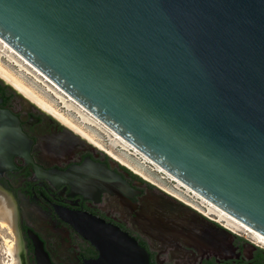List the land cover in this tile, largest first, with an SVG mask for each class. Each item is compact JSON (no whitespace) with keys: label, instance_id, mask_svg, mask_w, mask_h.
Wrapping results in <instances>:
<instances>
[{"label":"water","instance_id":"1","mask_svg":"<svg viewBox=\"0 0 264 264\" xmlns=\"http://www.w3.org/2000/svg\"><path fill=\"white\" fill-rule=\"evenodd\" d=\"M0 37L107 128L264 237V0H0ZM2 103L0 171L29 157L34 142ZM57 176L85 183L72 168ZM92 219L77 229L101 252L93 264H151L135 238Z\"/></svg>","mask_w":264,"mask_h":264},{"label":"flooded vegetation","instance_id":"2","mask_svg":"<svg viewBox=\"0 0 264 264\" xmlns=\"http://www.w3.org/2000/svg\"><path fill=\"white\" fill-rule=\"evenodd\" d=\"M0 94L34 140L29 157L16 155L0 171V190L14 202L21 264H93L101 252L77 229L87 218L104 220L135 238L151 264H264V244L208 213V204L200 202L205 211L156 189L108 149L20 93L36 106L29 108L1 81ZM70 168L84 184L57 176ZM100 173L107 178H99ZM122 183L129 189L121 191Z\"/></svg>","mask_w":264,"mask_h":264},{"label":"rangeland","instance_id":"3","mask_svg":"<svg viewBox=\"0 0 264 264\" xmlns=\"http://www.w3.org/2000/svg\"><path fill=\"white\" fill-rule=\"evenodd\" d=\"M0 59L9 67L16 70L28 82L32 83L39 91L43 92L54 102L56 107L69 116L76 124L92 134L106 149L109 151L111 150L113 153L125 159L126 162L121 161L130 167V169L134 172L139 173V175L148 179V181L152 183L156 189H165L198 207L201 206V208L206 211L207 204L199 199L201 198L199 195H195L191 189L188 190L189 187L184 186V184H181L177 180L173 179L170 174L166 173L165 169H163L164 171L160 169L158 164L137 150V148L135 149L133 145H128L122 142V139L116 138L110 129H105L107 127H105L104 124L101 125L100 121V125L92 123L88 119L89 115L95 118L92 114L88 113L84 107L74 101L52 80L48 77L46 78V76L39 69L32 65L9 44H7L1 37ZM58 94H62L64 97L61 98ZM14 101V106L16 108H20V99L15 97ZM134 167L140 171L136 170ZM200 202L206 205H202ZM239 231H242L244 236L253 238L245 231L241 229ZM13 235V232L8 226L0 228V264H13V257L10 254L8 247L9 242L14 239Z\"/></svg>","mask_w":264,"mask_h":264},{"label":"bare ground","instance_id":"4","mask_svg":"<svg viewBox=\"0 0 264 264\" xmlns=\"http://www.w3.org/2000/svg\"><path fill=\"white\" fill-rule=\"evenodd\" d=\"M0 77L5 82L11 83L19 91L18 93H22L24 96L28 97L31 102H33V103H35V105H37V107L40 106L43 109H45L46 111L54 114L59 119H61L63 122H65L64 123L65 125L72 127L76 131L80 132L82 135L86 136L91 141H93V142L99 144L100 146L104 147L103 144L99 143L92 134H90L88 131H86L82 127H80L69 116H67L58 107H56L54 102L52 100H50L43 92L39 91L32 83L28 82L16 70L9 67L1 59H0ZM58 95L61 98L64 97L62 94H58ZM88 119L92 123H96V124L100 125V122L96 118H93L89 115ZM101 125H102V123H101ZM105 129H109V128H105ZM110 131H112V130H110ZM113 135L116 138L122 139L123 140V141L121 140L122 142H124L128 145L130 144L127 141H125L123 138H121L118 134H116L115 132H113ZM115 137H114V139H115ZM110 152L113 155H115L117 158H119L120 160L126 162L125 159H123L121 156L113 153L111 150H110ZM128 164H130V163H128ZM131 166H133V165H131ZM158 167L163 170L162 167H160V166H158ZM134 168L136 170L140 171L136 167H134ZM166 173H168V172L166 171ZM168 174H170V173H168ZM171 176L173 177V179L180 182L178 179L174 178L173 175H171ZM180 183L183 184L182 182H180ZM184 186H186V185H184ZM189 189L190 188H188V190ZM196 194L197 193H195V195ZM202 201L205 202L206 204H208V211H207L208 213H216L219 220L226 221V223L230 227H232L233 229H236V230L241 229V230L245 231L246 233L252 235L258 242L264 244V239H262L263 236L259 235L258 233L252 232L251 229H249L247 226L236 221V219H233L232 217L228 216V214H226L222 210L218 209L217 207L211 206L209 203H207V201H205V199L202 198ZM6 226H8L14 234L13 235L14 239L12 241H10L9 245H8L9 252L13 257L12 263L13 264H21V258H20V254H19L20 253V244H19V237H18L17 228H16V213H15L14 202L9 196H7L3 191L0 190V228L6 227Z\"/></svg>","mask_w":264,"mask_h":264},{"label":"trees","instance_id":"5","mask_svg":"<svg viewBox=\"0 0 264 264\" xmlns=\"http://www.w3.org/2000/svg\"><path fill=\"white\" fill-rule=\"evenodd\" d=\"M3 89L6 90L7 92H9V91L7 90V87H6V86H3ZM12 94H13V93L10 92L9 96H7V100H9V99L11 98ZM0 96H1V97H4V94H0ZM2 106H4V104H2Z\"/></svg>","mask_w":264,"mask_h":264},{"label":"snow or ice","instance_id":"6","mask_svg":"<svg viewBox=\"0 0 264 264\" xmlns=\"http://www.w3.org/2000/svg\"><path fill=\"white\" fill-rule=\"evenodd\" d=\"M262 239H264V237H262Z\"/></svg>","mask_w":264,"mask_h":264}]
</instances>
